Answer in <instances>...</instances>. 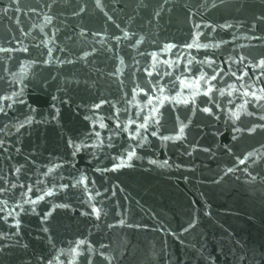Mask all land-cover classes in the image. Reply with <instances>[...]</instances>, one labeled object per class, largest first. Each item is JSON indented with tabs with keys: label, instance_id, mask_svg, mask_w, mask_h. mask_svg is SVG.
<instances>
[{
	"label": "water",
	"instance_id": "water-1",
	"mask_svg": "<svg viewBox=\"0 0 264 264\" xmlns=\"http://www.w3.org/2000/svg\"><path fill=\"white\" fill-rule=\"evenodd\" d=\"M0 264H264V0H0Z\"/></svg>",
	"mask_w": 264,
	"mask_h": 264
}]
</instances>
